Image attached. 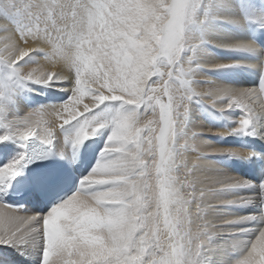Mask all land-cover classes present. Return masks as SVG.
Returning <instances> with one entry per match:
<instances>
[{"label":"snow or ice","instance_id":"6c2138e0","mask_svg":"<svg viewBox=\"0 0 264 264\" xmlns=\"http://www.w3.org/2000/svg\"><path fill=\"white\" fill-rule=\"evenodd\" d=\"M0 21V264H13L7 249L27 256L37 247L41 264H264V181L208 167L216 155L264 156L210 147L192 126L193 106L207 103L235 124L215 134L264 140V43L255 36L215 44L252 62L210 67L251 68L258 84L198 90L211 34L220 25L264 30V11L238 0H0ZM53 81L68 83L69 98L22 114V92ZM105 131L95 165L65 198L88 142ZM52 157L68 162L36 163ZM20 193L49 210L8 202ZM253 204L258 213L225 214Z\"/></svg>","mask_w":264,"mask_h":264},{"label":"bare ground","instance_id":"6f19581e","mask_svg":"<svg viewBox=\"0 0 264 264\" xmlns=\"http://www.w3.org/2000/svg\"><path fill=\"white\" fill-rule=\"evenodd\" d=\"M240 8L249 11L250 14H255L257 11H264V0H238ZM3 23V21H0ZM2 35V34H0ZM251 36H255L259 42L264 43V30L258 28L256 24L250 23L245 28H236L230 25H220L218 30L210 36V40L213 43H207L202 50L201 61L205 65L202 67L198 74V79L201 82V87L198 89L201 92L207 91L206 82L214 81L220 85H229L233 87H253L259 82V74L248 67H239L232 69H215L210 67L218 63H230L232 61H245L252 62L254 57L244 53L226 51L223 48L216 46L219 41L216 40H243ZM35 46V45H33ZM44 70L48 72H62L64 75H68L66 69L61 64H50L42 61ZM67 82L57 83L53 81L49 85L43 84H30V91H24L19 97V108L22 114H27L31 109H36L40 106L50 104H61L69 98V92L63 91L62 89L68 88ZM85 102H89L86 98ZM210 103V101L208 102ZM228 115L232 117H238L240 113L230 112ZM53 122H58L57 118L53 115L48 117ZM193 130L197 132H204L202 141L210 147H233L243 152L254 151L261 153L264 156V140H259L250 136L241 135H228L222 137L218 134L220 131L235 127V124L230 122L226 116L222 115L218 109L213 108L207 103L196 104L193 106ZM211 130V131H209ZM107 131L98 135L93 141H89L91 144V150L89 153L90 164L88 167L80 168L77 174L81 175V178L87 175L92 167L95 165L97 158L101 150L105 146ZM14 148L19 151L18 146L13 145ZM208 151V149H202ZM82 156V152L80 153ZM227 155H216L211 157L215 165L209 164L208 167H219L226 173L243 177L248 180H252L259 184L264 181V158L254 159H238L232 158ZM260 158V159H259ZM189 159H195V153L189 154ZM66 161V160H65ZM68 161H66L67 163ZM79 160L73 166H78ZM26 174V170L23 172ZM209 178H216V173L212 171H206L201 174ZM255 191L254 189L245 190L240 193L241 195H247ZM73 193V192H72ZM71 193V194H72ZM9 203L23 204L27 211L30 213L44 212L46 213L49 208L43 207L41 202L31 199L26 196L24 198H11L8 200ZM260 211L258 205L253 204L244 207H234L226 210V215L234 216H246L249 214H255ZM214 222L220 223L219 220L214 217H210ZM246 227H255V224L245 225ZM255 233H251L250 236H254ZM247 239V238H245ZM5 251L0 247V255H4ZM7 255L12 258V261H16L22 264H41V251L40 248H30L27 250V256H22L16 249H7Z\"/></svg>","mask_w":264,"mask_h":264},{"label":"rangeland","instance_id":"374dc122","mask_svg":"<svg viewBox=\"0 0 264 264\" xmlns=\"http://www.w3.org/2000/svg\"><path fill=\"white\" fill-rule=\"evenodd\" d=\"M230 160L233 162V159L232 158H230Z\"/></svg>","mask_w":264,"mask_h":264}]
</instances>
